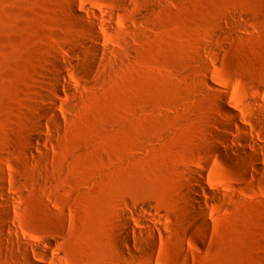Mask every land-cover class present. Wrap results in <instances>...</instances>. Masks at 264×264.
I'll use <instances>...</instances> for the list:
<instances>
[{"label": "rangeland", "instance_id": "1", "mask_svg": "<svg viewBox=\"0 0 264 264\" xmlns=\"http://www.w3.org/2000/svg\"><path fill=\"white\" fill-rule=\"evenodd\" d=\"M0 264H264V0H0Z\"/></svg>", "mask_w": 264, "mask_h": 264}, {"label": "bare ground", "instance_id": "2", "mask_svg": "<svg viewBox=\"0 0 264 264\" xmlns=\"http://www.w3.org/2000/svg\"><path fill=\"white\" fill-rule=\"evenodd\" d=\"M96 52H98V50H96ZM89 62L91 63V64H96L97 62H98V59L97 58H95V57H92V58H90L89 59ZM56 80H57V83H58V85L59 86H63V87H66V77H65V74L62 72V70L59 72V73H57V75H56ZM55 96L57 97L58 95V93H56L55 92ZM52 109V110H51ZM50 110V112H53V108H51ZM223 140H224V142L225 143H229V138L227 137V136H224L223 137ZM229 147V146H228ZM226 148V151L228 152V151H230L231 152V149L230 148ZM217 150V149H216ZM217 152H218V150H217ZM199 182V181H198ZM200 183V182H199ZM9 212L6 214V217L9 219ZM204 219L205 218H202V220L204 221Z\"/></svg>", "mask_w": 264, "mask_h": 264}]
</instances>
